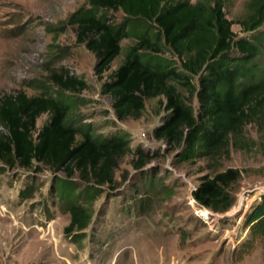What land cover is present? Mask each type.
I'll list each match as a JSON object with an SVG mask.
<instances>
[{
	"label": "trees",
	"instance_id": "16d2710c",
	"mask_svg": "<svg viewBox=\"0 0 264 264\" xmlns=\"http://www.w3.org/2000/svg\"><path fill=\"white\" fill-rule=\"evenodd\" d=\"M109 11L121 12L122 19H110ZM234 22L227 18L223 0H86L64 24L74 28L76 43L96 57L98 76L120 54L121 40L135 38L101 83V92L111 97L118 120L140 117L147 99L161 98L163 113L152 136L169 148H180L179 161H191L216 159L228 153L230 142L245 144L249 123L261 127L264 156V69L258 65L264 0H247L244 15L236 21L248 36L238 37L231 28ZM165 52L172 57L163 56ZM52 80L59 91L87 87L84 79L69 75L54 73ZM187 96L195 97L196 108ZM69 111L60 96L22 91L0 96V164L64 173V178L52 179L50 188L70 216L64 234L76 243L85 236L94 200L105 187L117 184L115 171L123 157L134 150L132 164L142 170L158 153L139 145L132 149L124 133L103 136L94 134L89 124L75 126L68 120ZM43 113L49 117L37 128ZM240 176L236 167L204 174L192 196L203 209L225 213L235 202L232 186ZM153 181L135 189L134 202L127 199L133 208L144 211ZM33 192L30 183L19 196L29 198ZM243 226L247 233L239 254L252 252L258 244L264 264V193L244 214Z\"/></svg>",
	"mask_w": 264,
	"mask_h": 264
},
{
	"label": "rangeland",
	"instance_id": "374dc122",
	"mask_svg": "<svg viewBox=\"0 0 264 264\" xmlns=\"http://www.w3.org/2000/svg\"><path fill=\"white\" fill-rule=\"evenodd\" d=\"M246 1L223 0L238 37L249 35L236 23L245 13ZM85 4L86 0H0V96L17 91L60 96L69 103L68 120L75 126L89 124L96 135L124 133L132 149L139 145L158 154L142 170L132 164L134 150L123 157L115 171L117 184L105 187L94 200L85 236L76 243L64 234L70 216L50 188L52 179L64 178V173L0 164V264H263L258 244L252 252L239 254L247 233L244 214L264 193L261 127L247 124L245 144L230 142L228 153L216 159L179 161L180 148H169L152 136L163 113L161 98L147 99L140 117L118 120L111 97L101 92V83L122 62L135 38L121 40L120 54L98 76L96 57L76 43L74 28L64 24L70 13ZM107 15L114 21L123 16L113 11ZM258 57L264 69V45ZM54 73L84 79L87 87L59 91L52 80ZM186 100L197 107L195 97ZM48 117L40 115L36 127ZM228 167L238 168L241 174L232 186L233 206L225 213L203 209L192 196L193 188L202 175ZM149 179L154 186L142 212L132 207V196ZM30 183L32 197L21 198L20 191Z\"/></svg>",
	"mask_w": 264,
	"mask_h": 264
}]
</instances>
